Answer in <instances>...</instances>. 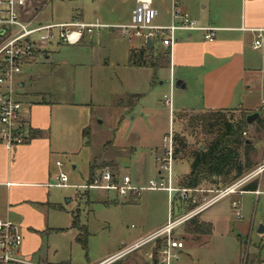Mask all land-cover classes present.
<instances>
[{"label":"rangeland","instance_id":"1","mask_svg":"<svg viewBox=\"0 0 264 264\" xmlns=\"http://www.w3.org/2000/svg\"><path fill=\"white\" fill-rule=\"evenodd\" d=\"M27 2L31 9L26 12L30 15L43 10L38 18L43 23L70 21L82 12L86 21L99 19L111 26L127 21L122 0ZM93 36V43L90 39L75 45L53 41L49 58H39L19 76L26 81V86L18 89L24 103L38 101L37 93L45 94L51 102L55 148L62 149L56 158L63 163L62 169L73 184L52 188L57 195V207H48L47 220L48 226L55 230L43 234L42 249L33 261L97 264L164 225L172 208L166 192L143 190L139 201H135L134 196L123 198L114 190L86 189L89 168L96 166L95 175L105 169L121 178L130 173L135 186H144L157 177L155 158L164 151V138L172 130L182 131L186 123L184 118L175 119L173 110L202 109L201 97L190 96L170 111L164 104V94H171L170 85L161 83L165 75L169 77V70L154 71L128 64L131 46H137L143 37L130 39L129 35L119 30L113 32L109 27ZM154 51L167 66L165 51L161 48ZM135 93L142 96L134 105L135 99L130 95ZM227 110L228 116L237 118L241 109ZM119 114L125 117L122 121ZM87 127L91 130L89 144L83 136ZM61 128L65 129L62 133ZM245 136L254 142L248 152L250 158L260 163L264 160V119L262 126L250 125ZM187 138L190 144L198 145L205 136L187 135ZM189 169V159L174 163L175 185ZM187 193L185 202H174L175 215L186 212L187 200H197L202 205L218 194L216 188L207 185ZM235 199L242 203L241 218L232 207ZM73 215L79 220L76 227H72ZM201 216L204 220L213 219L212 233L196 240L184 231V225L180 226L176 234L186 246L176 264H264V231L259 232L264 228V192L259 197L250 192L227 195L202 211ZM82 225L88 230L87 249L77 241ZM150 246L144 245L113 264H158L157 257L147 254Z\"/></svg>","mask_w":264,"mask_h":264},{"label":"crops","instance_id":"2","mask_svg":"<svg viewBox=\"0 0 264 264\" xmlns=\"http://www.w3.org/2000/svg\"><path fill=\"white\" fill-rule=\"evenodd\" d=\"M122 1L125 5L124 14L127 21L111 26L97 19L108 25L107 27L111 28L113 32L118 30V26L130 23L131 13L136 4V0ZM175 3L180 10L187 12L198 25L215 28L213 40H208L205 37L207 32L204 30H177L175 33L176 42L172 48L159 41L153 42L154 50L158 48L164 51L170 50L167 66L162 65L158 69L133 66L129 64V59L128 64L132 67L150 68L154 71L168 69L169 77L165 75L161 83L168 82L170 85V93L174 96V99L172 97V108L184 104L190 96H199L201 97L200 108H202L200 111L243 108L250 113L263 106L260 117L264 119L262 116L264 115V43L260 48L253 47L257 31L263 29L264 33V0H153V6L158 10L154 24H170L173 19ZM27 4L25 10H30L31 8ZM75 19L86 21L83 12ZM107 27H103L100 32ZM129 37L133 39L134 36ZM88 39L93 43L94 36L86 37L81 43ZM50 44L44 46L47 48L44 49L45 58H49L52 47ZM142 46H146L144 38L137 46H131L130 50L132 48L139 49ZM35 62L25 63L22 72L16 76V98L24 104L27 110L29 132L34 130L40 133L36 137L28 135L22 144L16 145L12 149H8L0 139V218L9 219L20 228L23 234V243L19 249V256L31 261L42 249L43 234L41 232L50 228L47 209L55 207L57 203V195L52 191V188L60 187L55 185L56 176L63 168V166L57 165L59 158L56 157L62 149L55 148L51 102L46 100L45 94L37 93L38 101L28 102L26 100L24 103L22 93L18 90L26 86V81L20 79L19 76L25 67H31ZM176 80H181L180 87L176 86ZM3 89L4 87L0 85V92ZM135 94L142 96L141 93ZM179 102H181L180 105ZM181 111L193 110L183 109L178 112ZM175 112L173 110V113ZM122 116L119 114V121L125 118ZM62 130L65 131L61 128L60 133ZM109 159L118 164L114 158L110 157ZM156 168L158 176L157 163ZM118 172L120 173V168ZM68 184L66 187L73 186L69 182ZM152 191L166 192L165 190ZM246 192L255 194L252 190H246L243 193ZM140 196L135 198V201H139ZM201 212L199 213L201 220L214 223L213 219L212 221L202 219ZM154 249L151 245L147 254L153 256ZM33 262L48 264L42 260Z\"/></svg>","mask_w":264,"mask_h":264},{"label":"built area","instance_id":"3","mask_svg":"<svg viewBox=\"0 0 264 264\" xmlns=\"http://www.w3.org/2000/svg\"><path fill=\"white\" fill-rule=\"evenodd\" d=\"M26 4L27 0H0V30L6 28V31L0 36V85L4 87L0 92V139L8 149L22 144L29 135L27 110L24 104L16 98L15 78L22 72L23 65L43 57L45 44H50L55 40L70 45L80 44L86 37L92 38L103 27L108 26L98 20L86 22L78 19L43 23L38 21L39 14L32 16L26 12ZM157 15L158 10L153 6V0H136L130 23L117 28L124 35L141 36L146 41L151 38L152 42L159 41L169 48H172L176 42L175 33L177 30H204L207 32L205 37L208 40H213L215 28L198 25L187 12L180 10L176 3L173 7V19L170 24H154ZM145 30L147 32H144ZM263 43V29H259L253 47L260 48ZM164 104L168 105L172 111L171 94H165ZM174 162L172 130L164 138L163 153L156 156L158 176L150 179L144 186H135L130 174L121 178L108 169L103 170L93 182L84 185L86 189L114 190L120 197L134 196L136 199L143 190H165L172 203L168 220L163 226L97 264H113L124 255L147 244H151L153 249L159 245L158 264H176L185 249V241L176 234V230L180 226L222 197L245 192L244 187L254 180L258 185L253 192L257 196L264 192L263 160L256 168L247 172L234 183L224 189L217 190L218 194L209 202L200 204L181 215L178 212L175 215L173 206L175 198L178 201L186 200L188 191L201 190L202 187L188 189L174 185ZM57 165L62 167L63 163L58 160ZM68 182V175L61 169L56 176L55 185L66 187L69 185ZM232 207L236 216L241 218V200H233ZM22 243L23 234L20 228L11 220L0 218V264H41L19 256Z\"/></svg>","mask_w":264,"mask_h":264},{"label":"trees","instance_id":"4","mask_svg":"<svg viewBox=\"0 0 264 264\" xmlns=\"http://www.w3.org/2000/svg\"><path fill=\"white\" fill-rule=\"evenodd\" d=\"M154 49L142 46L139 49L132 48L129 54V64L133 66H147L153 69L161 67L163 57L155 56ZM164 55L169 58L170 50L167 49ZM135 99L134 105L140 99L139 94L130 95ZM133 105V106H134ZM132 106V108H133ZM237 118H231L226 114L227 109H206L200 112L181 111L175 112V119H185L186 123L182 131L173 133L174 158L189 159L190 169L178 179V186L181 188H198L204 185L211 186L217 190L224 189L236 180L244 176L250 170L256 168L258 162H253L248 152L253 147L252 139L245 136L250 124L247 122L248 111L240 108ZM255 124L262 126L263 118L259 117ZM39 131L30 130L29 137H36ZM204 135L205 139L198 145L189 143L187 135ZM86 143L90 141V128L83 130ZM90 166L88 183L96 178L95 168ZM257 181L254 180L244 187V190H256ZM87 193V192H86ZM177 198H175V201ZM132 201V200H130ZM186 200L179 201V204ZM189 203L186 211L200 205V201L187 200ZM55 207L57 205L55 204ZM60 208H62L60 206ZM79 225L77 216L73 215L72 227ZM63 230V228H59ZM58 229V230H59ZM184 231L192 235L196 240L205 235H210L213 230L211 222L203 221L199 214L192 217L184 224ZM55 230V229H53ZM47 228L42 234L53 231ZM82 234L77 237L82 246L87 249L88 230L86 225L81 227ZM159 245L153 251V257H157ZM156 261L158 262L157 258ZM57 264H74L71 261H63Z\"/></svg>","mask_w":264,"mask_h":264},{"label":"water","instance_id":"5","mask_svg":"<svg viewBox=\"0 0 264 264\" xmlns=\"http://www.w3.org/2000/svg\"><path fill=\"white\" fill-rule=\"evenodd\" d=\"M6 31V28L0 30V36L3 35V33ZM146 47L149 48V49H152L153 48V42H152V39L151 38H148L147 41H146ZM176 86L177 87H180L181 86V80H176ZM262 110H263V106L254 111V112H250L248 115H247V122L248 124H253L262 114ZM264 231V228H260L259 229V232H263Z\"/></svg>","mask_w":264,"mask_h":264}]
</instances>
